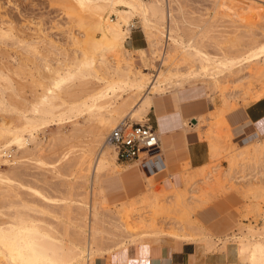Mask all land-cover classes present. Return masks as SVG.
Masks as SVG:
<instances>
[{"label":"bare ground","instance_id":"6f19581e","mask_svg":"<svg viewBox=\"0 0 264 264\" xmlns=\"http://www.w3.org/2000/svg\"><path fill=\"white\" fill-rule=\"evenodd\" d=\"M60 1L69 13H73L75 8L79 7V20H86L92 33L91 35L84 33L85 40L76 36L70 37L71 42L79 45V48L75 50L73 62L64 65L66 68L61 71L48 69L49 61L45 56H39L38 42L17 40L12 34V28L5 30L0 27V41L9 40L15 44L17 42L31 59L39 60L50 73L40 80L42 82H38L41 93L29 105L26 104L28 107L25 111L24 109L21 111L23 106L21 109L17 106L19 110L12 106V103L11 106L7 103L5 94L17 90L15 91L10 77L0 71V108L18 114V124L14 121L5 123L0 118V162H8L7 153L13 152L18 160L29 158L41 163V149L29 152L26 148L29 139L23 137V132L33 140L34 133L42 126L62 120L67 114L85 115L90 124L82 129L75 127L77 131L87 135V149L80 152L78 164L83 167L80 168V172H87L91 187L88 191L92 199L89 213L91 224L84 226L63 216H59L65 219L59 222L61 229L59 225L48 224L36 215L50 214L48 203L54 200L37 190H32V196L38 200L41 208L28 205L22 200L16 204L10 199L17 198L18 193H14L13 197L12 195L10 197V194L19 188L16 187L18 185H15L7 174H0L2 185L0 191L2 195L4 194L3 198H10L8 207L13 211L6 221L0 222V264H95L98 258H103L112 251H116L113 257L125 255L130 246L136 247L138 256L144 255L149 248L150 242L147 241H159L160 230L156 228L157 224L153 222L155 220L151 221L141 214L139 221L131 226L128 221H123L128 216L124 214L118 218V224L114 226L121 234L114 236L112 245L106 246L103 242L104 231L99 226L102 221L98 216L97 206L104 204L120 208L117 211L120 214L121 209L129 208L132 204L147 203L151 200L148 195L151 179L159 173L153 171L150 174L145 173L139 162L132 165L119 163L114 148H112L114 152L110 150L111 145L107 139L109 132L126 120L143 122L151 108L156 106L154 97L160 98L162 110H165L162 99L167 98L170 108L178 111L181 120L180 111L183 103L205 98L207 89L220 92L222 108L206 112L205 116L200 114L191 119L193 122L181 120L180 126L183 145L208 140L209 158L214 162L222 152L220 146L225 135L222 137L219 130L214 127L213 120L219 116L225 125L222 118L226 112L224 107H229V100L240 98L241 93L244 97L249 96L251 103L264 98V85L245 91L233 89L231 92L223 91L225 89L223 85L230 82L228 78L242 71H246L247 74L243 79L249 78L255 82L264 80V33L261 34L262 38L258 39L252 32H246L247 42L240 49L226 51L219 45L216 53H209L202 45L201 34H197L203 30L208 33L210 25L207 23L192 25L183 17L179 22L175 16L177 0ZM259 8L257 9L260 10ZM106 10L114 14L116 20H102L101 16ZM178 10L181 13V9ZM135 17L142 20L151 54L160 55L158 74L148 89L145 88L151 82V76L132 66L130 63L132 51L124 46V41L130 33V21ZM194 29H199L200 32L194 33ZM235 37L237 40L241 39L238 34ZM52 48L57 49L55 46ZM120 56L122 59H118ZM179 61L188 67L185 72L180 71L177 64ZM45 79L47 82H44ZM122 93H126L125 98L121 96ZM205 123L209 128L204 131L200 127ZM157 131L164 149L167 136L161 122ZM231 135L233 145L230 143L226 146L230 150L227 157L229 168L219 173L220 166L218 164L209 166L210 161L193 169L196 172L188 174L185 178L186 184L190 185L187 189L189 194L187 199L178 193L176 200L172 197L165 200L168 208L164 209L169 211L170 204H174L185 212L191 210L190 206L195 199L193 195L197 193L199 189L197 187L201 186L198 184H204L207 189H216L221 186V179H224L225 174L228 175L231 171L232 174L235 173L234 166L245 170L246 165L257 174L264 173V139H260L264 136V121L256 125L251 122L243 123L232 128ZM241 161L248 163H240ZM197 177H201V180H195ZM72 201L70 194L61 199L65 208H68ZM155 203L154 200L151 201L152 206ZM185 216L186 219L188 214ZM71 228L75 231L70 234ZM198 229L200 231H187V227L180 224L170 229V235L182 242L202 243L207 251L214 250L216 242L212 239V234L206 229L200 227ZM218 241L222 243V249L228 243H232L240 263L264 264V228L260 231L249 228L240 235L234 237L227 235Z\"/></svg>","mask_w":264,"mask_h":264},{"label":"rangeland","instance_id":"374dc122","mask_svg":"<svg viewBox=\"0 0 264 264\" xmlns=\"http://www.w3.org/2000/svg\"><path fill=\"white\" fill-rule=\"evenodd\" d=\"M58 2L62 3L60 0H0V27L5 30L12 28V34L17 40L38 42L39 56H45L49 61L50 66L48 69L61 71L73 62L75 50L79 48V45L71 42L70 37L76 36L81 40H85L86 37H83V34L91 35L92 33L88 28L87 21L79 20V7H76L73 13H69L67 9H64L65 5L63 3L60 5ZM263 6V0H177L175 16L179 22L183 17L187 23L192 25H202L203 23L210 25L208 33L204 30L200 32L199 29H194L193 32H200L197 35L201 34L202 45L207 52L216 53L219 45L226 51L240 49L247 42L248 33L246 34V32H252L258 39L262 38L261 34L264 33V12L260 10L264 11ZM256 7H261L262 9L259 8L260 10H258ZM178 8L181 9V13ZM101 18L104 21L116 20L115 15L107 12V10L103 12ZM129 30L130 33L124 41V46L128 49L129 45L133 43L143 45V49L140 51L130 50L132 51L130 63L141 72L151 76V82L145 88L148 89L152 86V82L158 74L160 55L151 54L141 18L135 17L132 19ZM236 34L241 36V39L237 40ZM95 36L98 35L95 34ZM19 45L17 42L15 44L14 41H0V71L10 77L15 91L17 90V92L9 91L5 94L7 103L9 105L12 103L11 105L16 106V108L24 107L25 105L24 108H20L21 111L23 109L25 111L28 107L27 105L33 102L36 96L41 93V87L38 82L43 77L49 76L50 73L42 66L39 60L34 61L31 59ZM52 46L57 49L52 48ZM118 59H122V56ZM177 64L182 72L188 69L180 61ZM245 77H247L246 71L231 75L228 78L230 82L223 85V88H225L223 91L231 92L232 89L245 91L249 88L256 86L259 88L264 85V80L255 82L249 78L243 79ZM44 82H47V79ZM92 82L95 83V81ZM205 93V100L196 104V106L202 107L204 116L206 112L223 107L220 92L207 89ZM121 96L125 98L126 93H122ZM156 98L154 97V100ZM250 101L249 96L244 97L241 93L240 98L229 100V107H224L226 112L222 118L225 125L220 121L219 116L213 120L214 127L219 130L218 132L221 133L222 137L223 135L226 136L223 139L221 138L223 140L220 146L222 149L221 154L214 162L211 159L209 160V162L211 161L209 166L215 164L220 166L219 173L229 168L227 157L230 150L226 146L230 143L232 144L231 138L233 137L231 135L233 125L229 121V116L232 113L243 110L250 105ZM0 109L4 110H0V118L5 123L14 121L18 124L17 113L10 110L7 111L3 107ZM229 109L234 110L231 111ZM147 115L143 122H139L140 124L147 121L149 118ZM198 115H195V117ZM191 122L193 121L191 120ZM129 123L137 122L129 121ZM89 124L85 115L67 114L62 120H56L46 126H42L34 133L35 138L33 140L29 138L27 133L23 132V137L29 139L26 145L27 150L32 152L41 149L42 162L39 163L35 159L29 158L18 160L14 155L15 153L7 151L6 160L8 162H0V174H7L15 185H18L16 187L19 188L14 189L12 194H10V197L11 195L13 197L14 193H18V197L11 199L9 197L3 198L4 194L2 195L0 191V197L2 196L0 198V222L6 221L7 217L13 213L8 207L9 199L16 204H19L20 200H22L28 205H36L41 208L42 206L37 202L38 200L32 196V190H37L47 198L54 200L48 203V210L51 213L37 214L38 218L48 224L59 225V229H61L59 222L65 221L64 218L68 217L84 226L91 224L89 213H91L92 199L88 194L91 187L88 183L87 172H80V168L83 167L78 164L80 152L87 149V135L80 133L81 131L79 130L78 132L76 128L78 126V129H82ZM20 128H22L21 125ZM73 128L74 131H72ZM208 128L206 123L200 127L204 131ZM260 139L263 140L264 136L260 137ZM204 142L207 145L209 144L208 140H204ZM222 143L224 144L222 145ZM110 148L112 150L113 147L111 146ZM16 151L18 150L16 149ZM20 155L21 153L19 152ZM243 162L248 163V161H241L240 163ZM119 163L128 165L127 163ZM244 168L245 170L234 166L233 169L238 174L234 175V171V174H232V171L228 175L225 174L223 176L224 179H221V186L216 187V189H207L204 184H198L201 185L200 187L197 185V188H199L198 194L193 195L195 199L190 206L192 208L186 212L179 206L175 207L174 204H170L168 211V209H164L168 208L164 202L170 197L176 200L178 193L183 194V198L187 199L189 195L187 189L190 185L186 184L185 178L188 174L196 172V170H191L187 166L180 167L178 171L181 175V186L177 185L179 182H173L175 185L172 184L170 189H167L161 184L162 178L158 177L161 173L153 177L148 193L151 200L147 203L137 202L132 204L129 208L121 209L120 214L117 213L120 208L104 204L98 205L97 212L102 221L99 226L104 231V244L106 246L112 245V240L115 239L114 236L121 234L114 226L118 224V218L120 219L124 214L128 216L123 221H128L131 226L139 221L141 214L148 217L147 219L151 221L155 220L156 222H153L157 224L156 228L160 230L159 241L172 239L173 241L186 243L170 235V231L180 224L187 227V231H200L198 227L206 229L214 234L215 238H219V232L221 233L220 236L225 233L234 237L246 232L249 228L262 230L264 228V173L257 174L256 171L248 169L246 165H244ZM208 171L210 172V169ZM166 174H171L169 169H167ZM200 178L197 177L195 180ZM69 194L73 201L68 208H65L61 199ZM152 200L156 202L153 206L151 204ZM186 214H188V217L185 219ZM59 216L64 218H59ZM74 231V228L69 229L70 234ZM147 242L157 243L151 240ZM194 243L200 247L204 246L202 243ZM218 243L219 241L217 240V248L213 251H217L222 246V244L219 245ZM226 246L235 248L232 243H228ZM135 249V246L128 248L130 251ZM115 254L116 251H112L107 256H114Z\"/></svg>","mask_w":264,"mask_h":264},{"label":"crops","instance_id":"0c3cea01","mask_svg":"<svg viewBox=\"0 0 264 264\" xmlns=\"http://www.w3.org/2000/svg\"><path fill=\"white\" fill-rule=\"evenodd\" d=\"M128 49L140 51L143 49V45L133 43L129 45ZM200 99L201 100L197 99L183 103L180 111L182 121L191 120L195 118V115L203 113L202 107L196 106V104L205 100L204 97ZM162 100L165 110H162V102L160 98L157 97L154 100L156 106L152 107L149 111L147 115L149 118L146 122L156 130L157 134L159 123L161 122L164 134L167 136L164 142L165 151L160 141V149L165 170L158 177L162 178L161 184L167 189H170V186L175 182H179L177 185L181 186V175L178 173L180 167L187 166L191 170L197 169L206 165V163L208 164L210 158L208 154L209 147L204 141L190 142L186 146L183 145V133L181 132V120L178 111H174L170 108L167 98ZM229 121L233 125V128L246 122H251L256 125L264 121V98L250 103V105L237 113L230 114ZM187 161L188 163H186ZM134 163L127 164L132 165ZM167 169L170 170L171 174H166ZM220 234L219 232V238H215V235L212 234V239L216 243L217 240H223V238L228 235L224 233L220 236ZM195 244L196 243H180L172 239H162L156 244L149 243L148 251L144 253V255L138 256L136 250H127L123 256L113 257L111 255H106L103 258H98L95 264H242L239 262L236 250L233 247L226 246L222 249L221 246L217 251H207L206 248H203L204 246L200 247ZM218 244L220 245L222 243L219 241ZM215 246L217 248V245ZM135 255L137 257H135Z\"/></svg>","mask_w":264,"mask_h":264},{"label":"built area","instance_id":"2783aa9c","mask_svg":"<svg viewBox=\"0 0 264 264\" xmlns=\"http://www.w3.org/2000/svg\"><path fill=\"white\" fill-rule=\"evenodd\" d=\"M109 144L114 148L118 162L141 163L145 173H163L160 140L156 130L145 123L124 121L117 125L108 136Z\"/></svg>","mask_w":264,"mask_h":264}]
</instances>
